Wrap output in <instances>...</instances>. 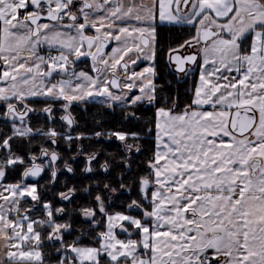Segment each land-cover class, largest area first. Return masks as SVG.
Instances as JSON below:
<instances>
[{
    "label": "snow or ice",
    "instance_id": "obj_1",
    "mask_svg": "<svg viewBox=\"0 0 264 264\" xmlns=\"http://www.w3.org/2000/svg\"><path fill=\"white\" fill-rule=\"evenodd\" d=\"M161 25L195 28L169 51L185 74L191 71L185 65L201 61L193 100L180 112L156 109L151 171L139 181L142 200L127 205L141 217L109 214L98 194L96 208L79 211L93 224L97 211L103 214L99 246L82 245L79 237L67 242L72 225L57 220L64 208L41 200L37 185L25 182L51 169L58 153L41 148L47 163L35 155L26 161L13 142L36 135L52 144L61 135L82 139L31 126L38 111L55 119L57 102L68 127L74 104L155 106V64L139 72L135 66L154 61ZM197 45L199 57L179 54ZM82 58L91 59V71L77 69ZM41 99L45 107L31 106ZM0 121L10 130L0 131V240L8 264H45L46 241L56 264H264V0H0ZM95 159L93 153L88 163ZM17 166L20 180L7 182ZM65 169L73 171L67 163ZM73 191L59 195L70 201ZM38 206L45 216L34 217ZM117 228L128 238L118 239Z\"/></svg>",
    "mask_w": 264,
    "mask_h": 264
},
{
    "label": "trees",
    "instance_id": "obj_2",
    "mask_svg": "<svg viewBox=\"0 0 264 264\" xmlns=\"http://www.w3.org/2000/svg\"><path fill=\"white\" fill-rule=\"evenodd\" d=\"M194 26L189 25H168L158 26L157 28V48L155 54V72H156V85H157V103L155 106L149 104L142 105H128L120 104L115 105V116H108L107 122H110L108 128L115 129L118 132L136 133L138 138H130L128 141L134 143L139 149L132 157L127 158L123 150V144L121 141L115 140V156L107 158V162L110 164V171H114L113 175L110 174V178L105 177L103 186L100 189L93 186V182L89 176H82V173L78 174L77 179L72 177L68 182L62 184L61 182L51 184L48 175H45L38 181L39 193L41 200L46 202H53L55 208H64V213L57 216V219L65 223L72 225L70 233L65 234V241L72 242L77 237L80 238V243L87 246H96L97 241L91 240L92 237L86 233L89 227V221L83 217L80 213L81 208H89L96 205L95 196L102 195L104 201H107L109 197L108 188L116 189V201L115 204L122 212H131L127 208V205L134 200H139L141 192L139 190V181L142 177H145V167L148 162L153 159L155 153V131H156V109L158 107L170 108L176 106L177 110H183L186 105L191 104L194 96V86L197 79V69L191 70L185 76L179 74L173 69L169 61V51L171 48H177L185 40L191 38L194 35ZM89 59L82 58L77 63V69L88 66ZM91 108L100 107L97 103H87ZM31 106L40 109L45 107L42 99L32 104ZM81 104L73 105V114L76 119V126L73 131L76 133L81 132L83 122V115L81 113ZM96 109H91L92 113H95ZM99 113V112H97ZM134 114V115H133ZM96 116L90 121L88 128L91 130L92 125L95 124ZM31 126L33 128L49 129L50 121L46 114L42 112H36L30 114ZM0 131L9 132L8 125L0 121ZM48 141L46 137L36 135L33 138L16 139L13 142V151L24 157L27 161L32 155L40 153L41 148H47ZM76 143H74V147ZM73 154V152H71ZM129 160L131 167L129 171L125 161ZM22 169L14 173H8L7 182L12 183L20 180V174ZM112 178H115V183H112ZM123 185L124 187H121ZM67 189H73L75 192L74 197L68 203L64 202L60 193ZM53 191V193L51 192ZM86 190H88L86 192ZM29 203H31L29 201ZM34 217L38 216V211L33 213ZM45 215V214H44ZM43 216V214L41 215ZM46 231L44 232V235ZM59 247V244L56 245ZM42 251L45 259L50 262H56L59 258L58 254L54 251L51 242L46 241L43 245Z\"/></svg>",
    "mask_w": 264,
    "mask_h": 264
},
{
    "label": "flooded vegetation",
    "instance_id": "obj_3",
    "mask_svg": "<svg viewBox=\"0 0 264 264\" xmlns=\"http://www.w3.org/2000/svg\"><path fill=\"white\" fill-rule=\"evenodd\" d=\"M93 35V34H91ZM112 45V43L110 44V46ZM109 46V47H110ZM108 47V48H109ZM197 47H200L199 45H197ZM196 48V47H195ZM195 48H190V50H186L183 48V53H191V52H196L199 51L198 49ZM89 59V63L88 66L89 68H79V69H84L85 71H91V59ZM99 104V103H97ZM81 113L83 115V122L81 123L82 125V131L79 133H76L73 131L74 127L76 126L77 122L75 119V115L73 114V106L71 107V109L69 110L71 113V116L74 120V124L71 127H68L66 125V123L64 121L60 120V116L63 115V111H61L60 109V104L59 102H57L56 104L52 105L53 108V115L55 117V119H53L52 121H50V127L49 128H54L58 133L64 134H70L73 137H76L78 135H82L83 138L82 139H73L72 141H66L63 138V135L56 137V143L52 144L48 139V145H47V149L48 151H55L56 153H58L60 159L58 161H56L54 164L51 165V169H55L57 171V176L55 178V180L53 181V178L51 176V169L46 167L45 171L43 173V175L36 181V182H30V181H25L28 184H33L35 183L37 185V190L39 192V186H38V181L41 180L45 175H48L49 180L51 182V184H55V183H59L61 182L62 184H65L66 182H68L72 177H75L74 179L79 178L78 174L82 173V176H89L91 180H87L90 182H93V186L98 187V189H100L103 186V181L105 180V177L110 178V174L113 175L114 171H110L111 166L110 164L107 162V158H111V156H115V140H118L115 136H100L97 137L95 134L97 132H101V133H106V132H118L115 131V129H110L108 128V125L110 126V122L106 121V118L110 115L115 116V104H113L112 107H108L107 105H100V107L97 108H91L90 105L87 104H81ZM91 109H96L97 111L95 113L91 112ZM99 112V113H97ZM98 114V116H96V121L95 124L92 125L91 130L88 128L90 121L93 119L94 115ZM122 142V146H123V150L125 152V155L127 158L130 159V157H132V155L136 152L137 153V147L134 143L130 142V141H121ZM74 143H76V146L74 147ZM127 144H131L132 145V149L129 150V148L126 146ZM41 152V150H40ZM73 152V154L71 153ZM93 153L96 154V159L93 160L91 162V164L88 163V157L90 155H92ZM33 156V155H32ZM38 157L37 159V163H47V158H40V153L35 155ZM65 163H67L68 165H70L73 169V171L70 173L65 169ZM125 164L127 166V170L129 171L131 164L129 160L125 161ZM107 166V171L104 170V166ZM87 167H91L92 171H85V169ZM20 169H22L23 171V166H17L14 170L10 171V173H14L16 171H19ZM150 167H149V162L146 164L145 167V176H149L150 174ZM112 183H115V178H112ZM108 190V194L109 197L107 198V201H104V207L106 212H108L109 214L111 213H125V214H129L135 217H141V212L140 210H136L133 209L131 212H122L118 209V206L115 204L116 201V195L115 192L111 191L110 188L107 187ZM139 190H140V184H139ZM88 190H86L87 192ZM51 192L53 193V191L51 190ZM69 189L64 190L61 193H68ZM141 192V191H140ZM54 194V193H53ZM75 192L73 191L71 193L72 198L74 197ZM71 198V200H72ZM101 198L104 200V198L101 195ZM70 200V201H71ZM142 200V194L140 196L139 200H135L140 202ZM64 202L68 203L70 201H66L63 200ZM144 204V207H148V202L147 201H142ZM52 206L55 208L54 203L51 202ZM62 207V205H61ZM91 208H96V205L93 206ZM38 211V216H36V218L39 217H43L46 215V213L43 211V209L41 207L38 206L37 208ZM43 214V216H41ZM45 214V215H44ZM96 219L99 221V223L97 224H93L91 223L89 220V227H88V231H87V235L92 237L91 240L93 241H97L98 240V234L100 232H103L106 230V222H105V218L103 216V214L99 213L97 211V216ZM59 222L61 223H65L62 222L61 220L57 219ZM46 230H42V238L44 236V232ZM123 236H120V238L123 239H127L128 236L127 234L123 233ZM133 239H138L137 236L133 235L132 236ZM96 246H99L98 244Z\"/></svg>",
    "mask_w": 264,
    "mask_h": 264
},
{
    "label": "crops",
    "instance_id": "obj_4",
    "mask_svg": "<svg viewBox=\"0 0 264 264\" xmlns=\"http://www.w3.org/2000/svg\"><path fill=\"white\" fill-rule=\"evenodd\" d=\"M112 44L114 45L115 42H112ZM156 48H157V43H156ZM198 53H199V51H198ZM199 56H200V53H199L198 57H199ZM154 59H155V58H154ZM145 63H149V64L154 63V64H155V60H154V61L142 60V61L139 62L135 67L138 68V67L142 66V65L145 64ZM200 63H201V61L198 59L197 64H196V65H193L192 68L190 69V70H193V69H195V68L197 69V79H196V83H195V86H194V90H195V88L198 86V83H199ZM83 70H84V69H83ZM193 97H194V96H193ZM126 104H127V103H126ZM119 105H120V104H119ZM165 108H166V107H165ZM170 108L174 109V111H176V112H180V111H182V110H177V109H176V106H173V107H170ZM156 121H157V111H156ZM156 131H157V129H156ZM156 131H155V151H156V147H157ZM120 239H123V238H120ZM5 251H6V249H5L4 246H3V241L0 240V259L3 260V264H8V261H7L6 257L4 256ZM44 259H45V257H44ZM45 264H56V262H50L49 260L45 259Z\"/></svg>",
    "mask_w": 264,
    "mask_h": 264
},
{
    "label": "rangeland",
    "instance_id": "obj_5",
    "mask_svg": "<svg viewBox=\"0 0 264 264\" xmlns=\"http://www.w3.org/2000/svg\"><path fill=\"white\" fill-rule=\"evenodd\" d=\"M88 34L91 35V34H94V33L90 31ZM114 46H115V44H114V45L112 44V45H111V46H110L105 52L110 51V49H111L112 47H114ZM198 48H199V47H196L195 49H198ZM184 49H186V50H190V48H187V47L184 48ZM180 51L183 52V49H181ZM171 65H172V64H171ZM147 66H149V63H145V64H143L142 66H140V67H138V68L135 67V70H136L137 72H139V71H141L143 68H145V67H147ZM191 68H192V66H190L188 69L190 70ZM78 70H79V69H78ZM179 74H181L182 76H183V75H184V76L186 75L185 73H179ZM154 82H155V84H156V78H155V81H154ZM119 104H120V103H116L115 105H119ZM124 104H126V103H124ZM124 104H123V105H124ZM122 234H123V232H121V231L119 230V228H117V229H116V236H117L118 239H120V236H123Z\"/></svg>",
    "mask_w": 264,
    "mask_h": 264
},
{
    "label": "water",
    "instance_id": "obj_6",
    "mask_svg": "<svg viewBox=\"0 0 264 264\" xmlns=\"http://www.w3.org/2000/svg\"><path fill=\"white\" fill-rule=\"evenodd\" d=\"M111 44V43H110ZM110 44H109V46H110ZM108 46V47H109ZM108 49V48H107ZM107 49H105V51L107 50ZM192 53H195V54H197V56L199 55V53L198 52H191V53H183L182 51H180L179 52V54L181 55V56H185V55H189V54H192ZM170 60V59H169ZM170 62L173 64V67H174V69L177 71V65L175 64V62L174 61H172V60H170ZM189 65H192V64H187V65H185V67H186V69L188 68V66ZM177 72H179V71H177ZM180 73H184V72H180ZM44 173V172H43ZM43 173L41 174V176L43 175ZM40 176V177H41ZM40 177H38V178H28L26 181H30V182H36Z\"/></svg>",
    "mask_w": 264,
    "mask_h": 264
},
{
    "label": "built area",
    "instance_id": "obj_7",
    "mask_svg": "<svg viewBox=\"0 0 264 264\" xmlns=\"http://www.w3.org/2000/svg\"><path fill=\"white\" fill-rule=\"evenodd\" d=\"M53 54H55V53H53Z\"/></svg>",
    "mask_w": 264,
    "mask_h": 264
}]
</instances>
